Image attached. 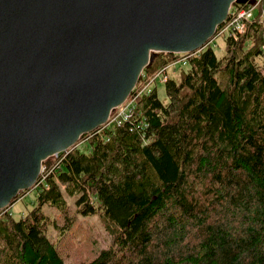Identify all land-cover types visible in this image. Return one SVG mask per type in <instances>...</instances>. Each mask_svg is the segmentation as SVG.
Instances as JSON below:
<instances>
[{"label": "trees", "instance_id": "1", "mask_svg": "<svg viewBox=\"0 0 264 264\" xmlns=\"http://www.w3.org/2000/svg\"><path fill=\"white\" fill-rule=\"evenodd\" d=\"M262 5L242 33L223 37L221 58L206 46L187 55L178 79L165 70L167 101L150 88L130 118L47 158L30 188L34 207L12 217L23 190L0 211V264H65L46 229L55 215L69 227L77 213L97 214L113 240L81 264H264ZM168 64L154 58L135 89Z\"/></svg>", "mask_w": 264, "mask_h": 264}, {"label": "water", "instance_id": "2", "mask_svg": "<svg viewBox=\"0 0 264 264\" xmlns=\"http://www.w3.org/2000/svg\"><path fill=\"white\" fill-rule=\"evenodd\" d=\"M0 0V211L105 125L159 52L201 49L231 3Z\"/></svg>", "mask_w": 264, "mask_h": 264}, {"label": "rangeland", "instance_id": "3", "mask_svg": "<svg viewBox=\"0 0 264 264\" xmlns=\"http://www.w3.org/2000/svg\"><path fill=\"white\" fill-rule=\"evenodd\" d=\"M257 13L258 9L254 8V16L257 15ZM211 47L218 57L221 58L225 54V43L223 37H217L214 39L211 43ZM165 53L167 52H159L156 57L160 55L161 63H169L165 67L169 77H175L178 79L181 71H185L187 69V64L183 62L173 63L176 59L171 60ZM177 54H179L176 57L178 59L182 53ZM258 61L260 62V59H258ZM156 71L149 73L148 75H151ZM143 85L144 84L139 86L142 88ZM151 88H155L157 96L161 101H167V96L165 93V81H162L160 77H156ZM79 148L81 151H87L88 144L83 143L79 145ZM50 159L52 160L53 157H50ZM65 198L69 204V207H71V210L74 211L75 197H69L65 195ZM35 202L36 190H27L23 195H21V197H19L9 206L12 217L14 219H19L26 215V213L34 207ZM43 209L45 213L51 218H54L56 211H58L55 207L50 205H44ZM54 221L55 225L47 226L46 233L62 253L65 264H81L87 262L88 260L94 258L101 249L109 247L113 241L112 234L104 226L102 220L97 216V214L84 216L77 213L72 224L66 228H62L63 222L60 216L55 215Z\"/></svg>", "mask_w": 264, "mask_h": 264}, {"label": "built area", "instance_id": "4", "mask_svg": "<svg viewBox=\"0 0 264 264\" xmlns=\"http://www.w3.org/2000/svg\"><path fill=\"white\" fill-rule=\"evenodd\" d=\"M262 3H263V0H254V4H249L248 2H246V3H237V5H234V7L230 10L224 23L222 25L220 24L217 26V31L214 33L212 37H210L206 41V43L204 44L202 48L206 46H211L212 41L216 39L217 37H226L229 35H232L235 37L238 34L242 33L245 30L247 23L251 22V20L254 18L253 9L254 8L258 9L259 5ZM259 16L260 18L264 20V5L261 6V9H259ZM263 37H264V34H263ZM197 51H194V52H197ZM190 53H182L181 56L178 57V59L174 61L173 63H176V62L186 63L187 55ZM165 70L166 68L158 70L149 76H143L141 82L139 83V85L144 84L143 87L141 88V86H139L138 87L139 89H135L137 85L136 84L131 94L128 96V98L121 105L117 106L113 110V112L109 116L107 123L103 126L109 125L114 122H117L119 124L121 120L130 118L131 108H132L133 102L136 99V97L143 92L149 91L156 77H160L162 81H165L166 80ZM80 139L78 143L80 142ZM59 153L60 152L55 153L51 157L58 158ZM46 169H47L46 166L43 164L40 176L46 172Z\"/></svg>", "mask_w": 264, "mask_h": 264}, {"label": "bare ground", "instance_id": "5", "mask_svg": "<svg viewBox=\"0 0 264 264\" xmlns=\"http://www.w3.org/2000/svg\"><path fill=\"white\" fill-rule=\"evenodd\" d=\"M233 3H234V2H233ZM233 3H231V5H232ZM231 5H230V7H231ZM229 10H230V8H229ZM228 14H229V13H228ZM228 14H227V16H228ZM226 18H227V17H226ZM225 20H226V19H225ZM225 20H224V21H225ZM224 21H223L221 24H223ZM216 31H217V28H216L215 32H216ZM215 32H214V33H215ZM213 35H214V34H213ZM168 53H169V52H168ZM175 54H177V53H175Z\"/></svg>", "mask_w": 264, "mask_h": 264}]
</instances>
